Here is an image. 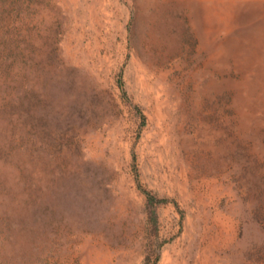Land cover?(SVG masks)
<instances>
[{
	"label": "rangeland",
	"instance_id": "rangeland-1",
	"mask_svg": "<svg viewBox=\"0 0 264 264\" xmlns=\"http://www.w3.org/2000/svg\"><path fill=\"white\" fill-rule=\"evenodd\" d=\"M0 264H264V0H0Z\"/></svg>",
	"mask_w": 264,
	"mask_h": 264
}]
</instances>
